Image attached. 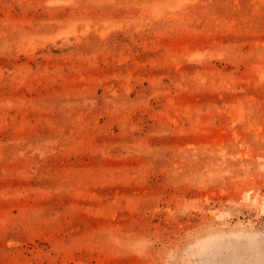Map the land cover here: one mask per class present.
<instances>
[{
    "label": "rangeland",
    "instance_id": "1",
    "mask_svg": "<svg viewBox=\"0 0 264 264\" xmlns=\"http://www.w3.org/2000/svg\"><path fill=\"white\" fill-rule=\"evenodd\" d=\"M0 264H264V0H0Z\"/></svg>",
    "mask_w": 264,
    "mask_h": 264
}]
</instances>
